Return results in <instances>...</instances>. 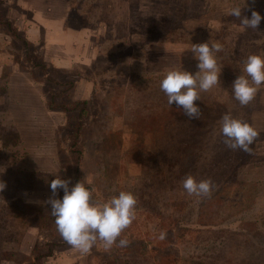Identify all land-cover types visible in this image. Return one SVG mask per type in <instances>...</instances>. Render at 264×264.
Wrapping results in <instances>:
<instances>
[{"label": "rangeland", "instance_id": "obj_1", "mask_svg": "<svg viewBox=\"0 0 264 264\" xmlns=\"http://www.w3.org/2000/svg\"><path fill=\"white\" fill-rule=\"evenodd\" d=\"M27 2L51 6L54 15L68 13L66 26L86 32L82 48L88 56L67 69L52 64L44 41L34 44L9 21L13 12L32 20ZM236 6L242 17L251 18L252 10L264 17V0H0V30H8L12 41L0 34V63L12 60L21 72L13 76L12 65L0 66V181L6 184L0 191V227L6 228L0 256L10 254L0 264H98L103 243L97 240L87 254L70 247L46 203L53 179H70L71 188L78 175L93 204L126 191L145 209L151 205L157 217L139 224L147 236L158 231L160 216L170 214L169 195L183 189L187 175L210 179L211 196L189 195V201L204 199L214 210L203 217L195 208L190 218L185 213L187 226L206 231L176 248L178 264H264V234L253 238L254 231L245 230L251 222L264 231V84L246 107L232 90L245 59L264 56V19L256 31L244 29L228 14ZM203 42L223 46L216 53L220 85L199 93L194 103L201 115L190 120L175 102L169 106L160 82L170 70L195 75L198 61L190 48ZM51 100L57 109L48 107ZM84 101L86 106H76ZM42 103L55 114L28 121L26 110ZM226 113L260 133L252 154L224 145ZM63 195L60 189L54 198ZM255 238L262 250L253 256Z\"/></svg>", "mask_w": 264, "mask_h": 264}, {"label": "clouds", "instance_id": "obj_2", "mask_svg": "<svg viewBox=\"0 0 264 264\" xmlns=\"http://www.w3.org/2000/svg\"><path fill=\"white\" fill-rule=\"evenodd\" d=\"M228 14L240 19L244 29L255 31L264 19L255 10L251 11V18L242 17V8L239 6L232 7ZM190 50L194 54L193 58L198 61L196 67L199 71L193 75L187 71L170 70L161 80L160 89L166 94L169 106L175 102L191 120L199 119L201 115L200 108L194 103L200 99L199 93L208 92L220 85L222 69L217 64L216 53L223 51V46L219 42L211 45L203 42L192 44ZM240 70L242 74L234 80L232 90L234 99L240 106L246 107L264 84V56L249 55ZM220 133L228 149L248 154H252L251 145L260 135L253 126L233 118L230 113L222 116ZM69 184L70 179H53L50 182L52 197L46 202L51 207L50 213L63 241L82 254L89 253L97 240L103 243L105 250H111L114 245L127 247L129 241L120 237L136 218V197L131 192L121 191L118 196H113L102 204H93L92 192L84 183L77 182L71 188ZM182 186L188 195L199 198H209L213 191L210 179L197 181L192 175H187L182 180ZM5 187L6 184L0 181V191ZM60 189L64 192L62 199L54 198ZM166 235L162 231L158 239L164 240Z\"/></svg>", "mask_w": 264, "mask_h": 264}, {"label": "trees", "instance_id": "obj_3", "mask_svg": "<svg viewBox=\"0 0 264 264\" xmlns=\"http://www.w3.org/2000/svg\"><path fill=\"white\" fill-rule=\"evenodd\" d=\"M2 24L4 23L2 22ZM7 31L8 30H5V32ZM9 31L12 33L11 30ZM14 35L16 34L14 33ZM24 42L27 44L26 40ZM82 103L86 106V101L78 102L76 103V106L82 105ZM85 106H82L81 113L87 112L84 108ZM48 107L52 110L58 108L56 105H54V100L48 102ZM64 110L68 111L69 109L65 108ZM77 182H80L79 175L76 177V183ZM169 198L171 199L168 207L171 210L170 214L166 215V217L160 216L157 222L159 226L158 231H155V233L148 236L140 233L139 224L144 221V219L147 221V223L152 221V219L157 217V214L151 205H149V207L145 209V205L142 206L141 204H136L135 216H137L142 208H144L145 218H143L141 221H138L135 218L131 226L125 229L121 234L120 238H126L129 241L128 246L121 248L114 245L111 250H106L105 252H103L105 253L103 254L104 257L100 258L98 264H178L179 260L177 259V257L179 256V253L178 251H176V248L180 250V247L182 245H185L190 241V239L186 240L187 236L195 237L196 235L201 234V232L206 231V229H201L200 227L198 229V226L196 228L187 226L190 218V211L195 208L194 210H196L198 214L202 215L203 217V215H205V212H208V210H214V206L212 204L209 207L204 199L200 202H193L191 204L189 201V195L185 190L183 191V189L181 188L176 189V191L172 193V195H169ZM188 204L191 205L188 206ZM185 213L189 218L186 217ZM197 224L209 225L208 223L202 221V219H198ZM261 225L264 226V221H262ZM246 226L248 227H246L245 230H248V232L254 231V233L252 234L253 238L255 237V235L260 236L261 234H264V231L258 230V228L255 226V223L246 222ZM1 230H6V228L0 227V231ZM162 231L166 232L167 234L164 240L158 239V236ZM6 240L11 241L9 237H7ZM262 240L264 242V238H262ZM2 242H4V240ZM46 245L47 244H44L42 248L44 247L45 249H48ZM249 249L251 255L255 256L256 254H258V252H261L262 247H260V245L256 243L255 238L253 245L249 246ZM179 252L181 253V251ZM48 255H51L50 251L45 255H36L35 259H40L41 257ZM9 257L10 254L4 252L3 255L0 256V260L4 258L7 259ZM159 259L160 261L158 262Z\"/></svg>", "mask_w": 264, "mask_h": 264}, {"label": "crops", "instance_id": "obj_4", "mask_svg": "<svg viewBox=\"0 0 264 264\" xmlns=\"http://www.w3.org/2000/svg\"><path fill=\"white\" fill-rule=\"evenodd\" d=\"M19 4H21V0H19ZM24 6H27L31 10V15L33 17L32 20H28V18L23 17L22 14L13 12L11 15L12 17L9 18V21L14 20L16 26H19V29L21 28L25 30L28 40L32 41L34 44H39L40 40H43L45 55L50 59L52 64L57 67L67 69L78 64L83 60V58L86 57V55L88 56V54H86L87 48H82L86 32L83 30L70 29L66 26L68 13L58 14L56 12V15H54V10L51 6H40L39 4L28 5V2ZM56 8H58V6H56ZM11 12L12 11H10V13ZM0 34L5 36V38L8 40V43H12L10 35L6 34L2 30H0ZM6 56L11 57L12 54ZM5 65H12V74H14L13 76H19L21 74V72L18 70V65H16L12 60H3L2 63H0V66ZM27 80H30L29 77ZM30 82L32 83L33 81ZM32 85L38 87L35 82H33ZM37 94L40 96L39 91ZM38 101H40V103L42 102L41 99ZM15 103L17 102L15 101ZM31 105L33 107L35 106L33 103H31ZM26 111L28 115V121L30 122L33 121L32 119H34L35 116L36 119L38 118V113H44L47 116H49V114L50 116L55 114V112L50 113L48 108H46L45 104L43 103L36 109L31 108L27 109ZM22 122L24 125L26 124L24 121ZM57 167L59 166L56 165V168Z\"/></svg>", "mask_w": 264, "mask_h": 264}]
</instances>
